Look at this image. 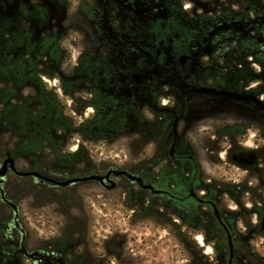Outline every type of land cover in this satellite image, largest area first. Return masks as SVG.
I'll use <instances>...</instances> for the list:
<instances>
[{"label":"flooded vegetation","instance_id":"af4514ba","mask_svg":"<svg viewBox=\"0 0 264 264\" xmlns=\"http://www.w3.org/2000/svg\"><path fill=\"white\" fill-rule=\"evenodd\" d=\"M7 32L18 44L17 55L39 57L32 61L36 70L47 71V91L59 104L69 97L82 105L85 121H96L93 134L140 135L143 151L151 147L160 152L158 157L164 151L157 167L144 160L139 171H125L140 178L147 194L173 203L176 230H208L204 214L209 213L226 228L232 246L218 191L208 189L215 181L205 179L197 167L188 136L195 120L204 122L217 110H234L247 119L257 116L249 109L251 102L228 101L203 90L221 89L223 73L231 68L262 69L258 57L264 55V3L206 2L201 10L195 0H0V34ZM255 86L226 88L246 92ZM256 98L264 102V95ZM196 103L203 104V111L195 115ZM163 131H168L165 142ZM228 158L251 172L263 159L258 151L235 150L232 144ZM254 216L262 232L264 214ZM15 231L21 236L18 226L3 233L13 237ZM22 242L6 245L1 240L0 264H89L74 249L58 257L48 250L28 251Z\"/></svg>","mask_w":264,"mask_h":264},{"label":"rangeland","instance_id":"374dc122","mask_svg":"<svg viewBox=\"0 0 264 264\" xmlns=\"http://www.w3.org/2000/svg\"><path fill=\"white\" fill-rule=\"evenodd\" d=\"M221 1L227 2V0H195L198 9L201 10L206 2L213 4ZM255 1L258 6L264 3V0ZM76 52L75 50L74 57ZM225 73H223V83H225ZM226 87L213 90L245 94L257 100V95L252 91L239 92ZM261 95L264 94L259 96ZM245 102L253 103L249 109L257 113L255 119L242 118L236 116L234 110L225 109L215 111L216 116L207 118L204 122L203 118L195 120L194 130L188 136V141L193 147L192 154L196 157L205 179L223 185L246 184L247 187L252 188L257 187L259 182L264 180V136L261 134V126L264 124L261 119H264V115L263 117L258 115V112L264 114V110L257 108L251 100ZM63 107L65 114L73 118L77 124L85 122L86 117L80 115L81 104L73 103L68 97L63 101ZM201 111L203 104L196 103L192 113L196 115ZM234 125L239 126L237 128H240V125L247 127L243 133L231 137L235 143L233 145L227 136L224 139L218 136L223 129ZM164 134H167V138L163 139L165 142L168 139V131H163L162 135ZM116 136V138H104L99 139V142L89 143L73 137L64 150L73 152L79 146L83 147L90 159L87 168L89 166L92 168L89 176L100 177L107 174L104 165L114 166L118 171L131 170L133 173L143 167L144 160L154 163L153 165L157 167V160L164 155L163 151L158 157L160 152L152 150L151 147L143 151L140 147V135ZM3 143L4 141H0L1 147ZM231 144L235 150L258 151L262 155L263 159L257 163V171L251 172L228 158ZM4 159L5 157L0 154V165ZM46 161L47 176H42L49 179L62 183L69 179L88 177L85 176L87 171L83 170L85 167L68 173L52 165L48 157L44 160L45 163ZM14 166L19 172H27L26 170L31 168L25 160L14 162ZM109 176L108 180L114 185L112 188H110L111 182L106 181H104L105 186L97 181H86L55 188L49 183L46 186L43 181L34 177H20L8 170L0 179V190L4 192V199L0 195V237L4 235L5 229L9 231L11 227L16 229L18 226L23 242L22 237L15 231L13 237H8L5 233L6 237L0 238V246L3 245L1 240L5 241L6 245L22 242L28 251L48 250L53 256L58 257L67 256L74 249L77 256L87 258L89 264H217L213 246L205 244L200 230H176L173 224L167 221L145 218V211L138 212L137 206L134 207V205H143L144 209L147 207L149 210L154 209L157 214L160 209L161 212L166 211L162 213L164 216H171L167 210L173 207L170 201L161 199L157 195L147 194L140 186L130 184L128 179L117 178L116 175L110 178ZM262 189L261 198L264 201V183ZM217 195L222 214L239 211L240 206L225 193H217ZM257 198L256 194L247 193L241 198V203L244 204V208L249 209L254 204L252 199ZM14 217L15 223L12 221ZM250 220L249 223L255 225L256 217L253 216ZM234 223L236 230L242 234L247 233V224L244 220L239 219ZM250 241L253 251L259 256H264V232L252 234ZM193 245L200 257L195 258V251L190 248ZM25 264L30 262L27 261Z\"/></svg>","mask_w":264,"mask_h":264},{"label":"trees","instance_id":"16d2710c","mask_svg":"<svg viewBox=\"0 0 264 264\" xmlns=\"http://www.w3.org/2000/svg\"><path fill=\"white\" fill-rule=\"evenodd\" d=\"M18 44L12 33L0 34V141L4 143L0 146V154L9 157L18 162L25 160L31 165L26 171L35 172L47 176V161L54 166L70 173L74 169L87 171L85 176L91 175L92 168H87L90 159L87 151L79 146L75 151H65V146L69 144L73 137L80 138L82 142H96L104 138H116L117 136H105L93 134L94 119L86 120L77 124L73 118L66 115L64 107L61 106L55 96L47 91V71L36 70L33 57L17 55ZM28 51V50H27ZM30 52H32L30 50ZM256 57H258L256 55ZM261 64L264 62V55L258 57ZM222 86H235L239 84L256 83L252 92L259 96L264 94V65L262 69L252 71L248 68L226 71ZM251 92V91H250ZM249 92V93H250ZM264 122V119H261ZM249 124H247L248 126ZM234 125L223 129L218 137L222 139L229 138L234 145L231 137L243 133L246 125ZM261 134L264 136V124L261 126ZM163 139L167 134L162 135ZM216 142V141H215ZM213 142V143H215ZM212 143V144H213ZM196 160V157H195ZM197 167H199L196 161ZM106 171H118L114 166L104 165ZM261 180V179H259ZM264 181V180H263ZM261 180L257 187H247L246 184H219L214 182L208 186L211 193L216 190L220 194H226L232 201L240 206L238 212H228L222 214L224 224L232 240V258L231 264H264V256H259L251 248L250 236L259 234L257 225H251V217L256 214H264L263 199L261 198L262 183ZM47 186V182H44ZM44 184V185H45ZM261 184V185H260ZM218 187V189H217ZM211 188L213 190H211ZM260 191V192H259ZM247 193L256 194L257 199H252L254 203L249 209L244 208L241 198ZM173 205V203L171 202ZM137 206V211H145V218L159 219L167 221L174 225L175 217L172 214V207L169 210L171 216H164L165 212L154 209L143 208V205ZM195 217H198V209H195ZM209 229L200 231L206 245L213 246L217 264H228L230 259L227 230L219 227L212 220L209 213L204 214ZM164 216V217H163ZM239 219L247 224V233L242 234L235 229V223ZM179 233V232H178ZM180 235V234H179ZM181 237V236H180ZM194 250L196 247H190ZM195 251V250H194ZM195 258L200 257L199 252L195 251ZM194 258V259H195ZM204 258V257H203ZM197 260V259H195Z\"/></svg>","mask_w":264,"mask_h":264},{"label":"water","instance_id":"95a60500","mask_svg":"<svg viewBox=\"0 0 264 264\" xmlns=\"http://www.w3.org/2000/svg\"><path fill=\"white\" fill-rule=\"evenodd\" d=\"M204 93H208V94H212L215 96H222L231 100H236V101H247V100H251L255 103L257 108H261L264 110V104L261 102H258L257 100H255L254 98L247 96L245 94L241 95L238 94L236 92H231V91H215L213 89H207V90H203ZM237 164H239L237 161H234ZM10 170L11 173H13L14 175L20 176V177H34L37 180L40 181H44L47 183H51L53 185H57V186H65L68 185L70 183H77V182H86V181H97L100 184L104 185V181L106 180V182L108 181L109 183L111 181L108 180V176L110 174H114V175H127V172L125 171H108L107 174L104 177H100V176H88V177H84V178H75V179H69L65 182H57L55 180L49 179L47 177H44L40 174H37L35 172H31V171H27V172H19L15 169L14 166V161L9 157V154H5V159L4 161L1 163L0 165V179L3 178L7 171ZM127 178L130 180H134L138 183V186L141 187L140 184V178L139 177H135V176H131V175H127ZM105 186V185H104ZM114 185L111 182V186L110 188H112ZM0 195L1 198L4 199V195L3 192L0 190ZM260 227H261V231L264 232V218H262L261 222H260ZM228 244H229V253H230V259H229V264L232 258V246H231V241L230 239H228Z\"/></svg>","mask_w":264,"mask_h":264}]
</instances>
